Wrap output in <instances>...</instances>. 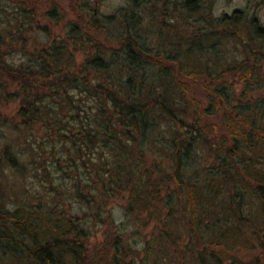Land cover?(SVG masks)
<instances>
[{"label":"trees","instance_id":"trees-1","mask_svg":"<svg viewBox=\"0 0 264 264\" xmlns=\"http://www.w3.org/2000/svg\"><path fill=\"white\" fill-rule=\"evenodd\" d=\"M41 1L58 24L56 0ZM78 1L54 36L36 0H0V47H25L34 25L43 35L17 63L0 53V100L16 102L0 117L15 136L0 138V170L32 185L11 189L16 204L0 196V264H165L184 239L188 264H260L242 257L264 252V26L238 8L210 18L212 0H126L108 14ZM220 52L240 59L216 69ZM195 73L211 96L201 112H220L222 129L185 99ZM203 145L214 159L197 183L187 174ZM117 199L129 222L96 237Z\"/></svg>","mask_w":264,"mask_h":264},{"label":"rangeland","instance_id":"rangeland-1","mask_svg":"<svg viewBox=\"0 0 264 264\" xmlns=\"http://www.w3.org/2000/svg\"><path fill=\"white\" fill-rule=\"evenodd\" d=\"M78 0H56V5L60 7V9L63 10L64 13L62 20L56 24V22H52L51 20L45 19L42 15L43 11L45 10L46 5H44V2L41 0H36L35 4V21L39 20V23H45L47 24L49 28V32L51 35H56V32H59L61 29L65 27V22L67 19L73 15V10L78 8V3H76ZM75 2V3H74ZM74 3V4H73ZM97 3L100 5V10L103 13H112L116 10H118L121 6L125 5L126 0H97ZM212 4L210 5V18H214L216 16H219L223 13H231L232 10L238 8V9H244L247 16L254 15L258 22L264 26V0H212ZM10 5V4H9ZM206 8H208L206 6ZM207 29V28H206ZM90 34H93V31H89ZM25 38L28 39L26 46H23V42H17L15 45H10L6 47H0V53L5 58L4 60L10 62V63H17L23 59H25V52L29 51L31 52L32 49L34 50L35 46L38 44L39 41L43 38L42 33L39 31L38 25H34V28L32 30H28L25 33ZM102 41H105L104 38L101 37ZM107 42V41H106ZM235 51V50H234ZM237 54L238 52L235 51ZM221 57L219 56L218 63L214 65L212 62H209V66L214 69V66L219 69H221L223 66H226L229 63H232L234 60H239L240 57L233 58L231 55H229L228 52H220ZM77 57H81V53L76 54ZM243 57V56H241ZM203 59H200V57L194 58V60H191V63H193L194 67L197 68L196 72L200 70L203 66ZM214 65V66H213ZM260 68L259 73V83L255 85V89H259V92H262L264 95V57L263 60L260 62ZM238 69H234L232 73H225V80L227 79L228 83H232L234 87V96L239 95V92L241 91V83L238 81ZM197 77L196 78H189L184 77L181 80L184 82L186 86V94L185 99L190 101V99L197 105L199 108V120L203 123H214L219 128L222 129L220 125V112L214 111L213 114H204L201 112V109L208 107V103L210 102V94H208L206 83L207 79L202 80L198 75L201 74H194ZM257 86V87H256ZM11 90V89H9ZM253 90V91H254ZM257 92V91H256ZM256 92L253 93V96H256ZM16 107V102L12 100H5L4 98L0 100V117H7L11 118V115L14 113V109ZM217 113V114H216ZM183 118L185 121L190 122L193 119V115H191L190 112H186L183 115ZM7 128H3L0 130V138L2 139L5 135V139L8 136ZM222 131V130H221ZM4 134V135H3ZM15 137V136H14ZM6 139L7 141L13 142V138ZM198 142V141H197ZM6 141H4L5 145ZM9 144V142H7ZM199 143V142H198ZM3 145V146H4ZM208 150L206 149L205 145H203L201 148L197 149V157L198 162L195 163V167H192L190 171H188L187 177L190 178L191 181L199 183L201 179L203 178L202 172L205 170V168H208L209 166L213 165V157L209 156ZM2 165L5 166V164L2 163ZM6 167V166H5ZM10 172V171H9ZM7 169L1 171L0 170V189L4 190V193H0V196L3 198L5 204L11 203L16 204L17 201L14 200L13 193H10L11 189L15 190L16 192L28 193L30 190H32L31 182L28 180H24L22 177V180L19 178L22 175H17L16 173H9ZM206 173H204L205 175ZM17 184H19V187H17ZM41 190V188H39ZM11 196V197H10ZM28 200L33 203L35 200L34 198H28ZM28 202L22 201V203ZM123 201L117 199L116 201L112 202L111 205V216L114 221L113 224H105L100 227L94 228L93 235H100L102 231L106 232L107 229H110L111 232L115 233V227L116 225L122 223L125 225V222L127 221V217L125 214V210L123 208ZM20 205V204H19ZM79 212V211H78ZM152 226V223L146 227L143 232L146 233L148 230H150L149 227ZM128 230L126 233H129ZM97 239H95V242ZM186 239L184 241H178L176 244H173L170 246L168 251V256L166 257L165 264H188V258L183 253L185 251V244H187ZM251 241L248 242V246L250 247ZM252 245H255L254 240L252 241ZM140 247V243H138V249ZM244 249L245 251H250L249 254L246 256H243L242 260L246 263H254V260H251V258L257 257V259L260 261V264H264V252H258V250L254 249ZM212 250H217L215 246H211ZM243 252V249H241V253ZM142 255V254H140ZM257 255V256H255ZM241 257V256H240ZM139 260V257L137 258ZM138 262V261H137Z\"/></svg>","mask_w":264,"mask_h":264}]
</instances>
